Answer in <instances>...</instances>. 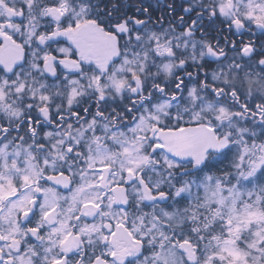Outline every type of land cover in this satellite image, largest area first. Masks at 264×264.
<instances>
[{
    "label": "snow or ice",
    "instance_id": "6c2138e0",
    "mask_svg": "<svg viewBox=\"0 0 264 264\" xmlns=\"http://www.w3.org/2000/svg\"><path fill=\"white\" fill-rule=\"evenodd\" d=\"M0 264H264V0H0Z\"/></svg>",
    "mask_w": 264,
    "mask_h": 264
}]
</instances>
